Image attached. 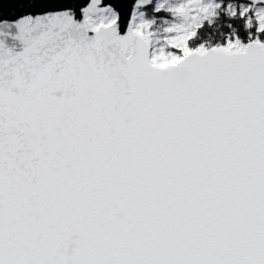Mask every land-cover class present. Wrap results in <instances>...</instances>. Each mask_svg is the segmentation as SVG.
<instances>
[{"label":"snow or ice","instance_id":"snow-or-ice-1","mask_svg":"<svg viewBox=\"0 0 264 264\" xmlns=\"http://www.w3.org/2000/svg\"><path fill=\"white\" fill-rule=\"evenodd\" d=\"M0 264H264V0H0Z\"/></svg>","mask_w":264,"mask_h":264}]
</instances>
